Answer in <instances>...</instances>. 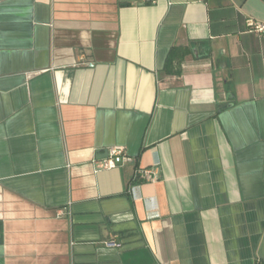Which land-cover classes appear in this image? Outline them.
<instances>
[{"label":"crops","instance_id":"crops-1","mask_svg":"<svg viewBox=\"0 0 264 264\" xmlns=\"http://www.w3.org/2000/svg\"><path fill=\"white\" fill-rule=\"evenodd\" d=\"M248 18L262 0H0V264H264Z\"/></svg>","mask_w":264,"mask_h":264},{"label":"built area","instance_id":"built-area-1","mask_svg":"<svg viewBox=\"0 0 264 264\" xmlns=\"http://www.w3.org/2000/svg\"><path fill=\"white\" fill-rule=\"evenodd\" d=\"M246 24L250 28V30L264 33V22L248 18ZM124 160H131V158L123 153L122 147L114 146L109 149L107 157L102 160V164L103 166H111L117 162H121ZM135 177L151 181L155 180L157 176L152 169H137ZM105 245L109 247H118L120 244L117 241L110 240L106 241Z\"/></svg>","mask_w":264,"mask_h":264},{"label":"trees","instance_id":"trees-1","mask_svg":"<svg viewBox=\"0 0 264 264\" xmlns=\"http://www.w3.org/2000/svg\"><path fill=\"white\" fill-rule=\"evenodd\" d=\"M176 53H177V49L172 48V50L168 54L167 61H166L165 67H164V69L166 70V72H169V73H179V68H176V69L174 68L173 69L172 68V63H173V60L175 58H177V62L179 64L181 58L183 57V54L180 55V53L179 54H176Z\"/></svg>","mask_w":264,"mask_h":264},{"label":"water","instance_id":"water-1","mask_svg":"<svg viewBox=\"0 0 264 264\" xmlns=\"http://www.w3.org/2000/svg\"><path fill=\"white\" fill-rule=\"evenodd\" d=\"M263 2H264V0H262ZM105 152V155L104 156H107V154H108V151H104Z\"/></svg>","mask_w":264,"mask_h":264}]
</instances>
